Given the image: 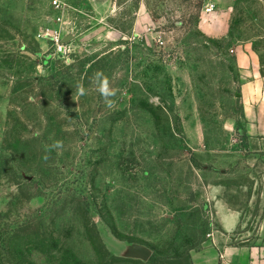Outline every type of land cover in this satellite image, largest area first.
Masks as SVG:
<instances>
[{"label":"rangeland","instance_id":"rangeland-1","mask_svg":"<svg viewBox=\"0 0 264 264\" xmlns=\"http://www.w3.org/2000/svg\"><path fill=\"white\" fill-rule=\"evenodd\" d=\"M246 46L264 63V0H0V245L28 227L21 264H213L226 212L230 243L255 239L264 138L246 136L238 97Z\"/></svg>","mask_w":264,"mask_h":264},{"label":"crops","instance_id":"crops-1","mask_svg":"<svg viewBox=\"0 0 264 264\" xmlns=\"http://www.w3.org/2000/svg\"><path fill=\"white\" fill-rule=\"evenodd\" d=\"M233 52L242 79L238 97L248 120L246 136L264 138V63L261 54L250 46ZM222 215L221 227L224 233L229 234V238L225 235V239H216L217 259L213 264H264V220L255 239H246L234 245L229 241L235 239L234 232L240 225V218L233 212Z\"/></svg>","mask_w":264,"mask_h":264},{"label":"clouds","instance_id":"clouds-1","mask_svg":"<svg viewBox=\"0 0 264 264\" xmlns=\"http://www.w3.org/2000/svg\"><path fill=\"white\" fill-rule=\"evenodd\" d=\"M92 79L96 85V90L103 98L105 106L108 108H113L115 106V100L113 98L116 96L118 91L114 85V82L110 81L106 76H104L102 72H96ZM77 91L81 96L86 95V89L82 84L77 85ZM53 147H62V142L56 141Z\"/></svg>","mask_w":264,"mask_h":264},{"label":"trees","instance_id":"trees-1","mask_svg":"<svg viewBox=\"0 0 264 264\" xmlns=\"http://www.w3.org/2000/svg\"><path fill=\"white\" fill-rule=\"evenodd\" d=\"M202 4V3H201ZM200 4V5H201ZM200 7H202V5L200 6ZM21 230V232L22 233H24V234H26V236L24 237V238H10V239H7V240H4L2 243H1V245H0V248L1 249H9V252H7V253H9L10 254V257H12V258H16L17 259V261H18V264H21L23 261H25L24 259H23V256L21 255V252H20V248L21 247H23V242H25L27 239H28V237H33V235H27L28 234V232H29V229H28V227L26 228V227H23V228H21L20 229ZM36 237V238H35ZM11 239H13V240H11ZM34 239L35 240H41V242L45 245L46 243V241L47 240H45L44 238H42V237H38V236H34ZM24 240V241H23ZM22 241V242H21ZM25 247V246H24ZM13 249V250H12ZM65 251L64 250H62V253H64ZM70 255H72V257H73V259H74V261L77 263V262H79V260L77 259V258H75V255H73V253H69ZM5 261V260H4ZM3 260H1L0 259V264H6V261L4 262ZM81 263V262H80Z\"/></svg>","mask_w":264,"mask_h":264},{"label":"built area","instance_id":"built-area-1","mask_svg":"<svg viewBox=\"0 0 264 264\" xmlns=\"http://www.w3.org/2000/svg\"><path fill=\"white\" fill-rule=\"evenodd\" d=\"M215 6L210 4L208 5L204 13L205 14H210L214 11ZM52 46H53V52L55 55H58L59 57L62 58H68L72 55L73 49L72 46L68 43H65V40L60 37V35L54 36L52 39Z\"/></svg>","mask_w":264,"mask_h":264},{"label":"water","instance_id":"water-1","mask_svg":"<svg viewBox=\"0 0 264 264\" xmlns=\"http://www.w3.org/2000/svg\"><path fill=\"white\" fill-rule=\"evenodd\" d=\"M69 42V39L65 40V43H68Z\"/></svg>","mask_w":264,"mask_h":264}]
</instances>
